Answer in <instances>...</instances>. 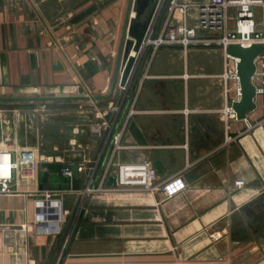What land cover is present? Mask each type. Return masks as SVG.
Here are the masks:
<instances>
[{"label":"crops","instance_id":"1","mask_svg":"<svg viewBox=\"0 0 264 264\" xmlns=\"http://www.w3.org/2000/svg\"><path fill=\"white\" fill-rule=\"evenodd\" d=\"M128 2L0 0V150L37 161L26 178L13 173L15 194L0 195V264H264V123L247 129L223 113L236 83L217 77L219 50L212 66L193 49L164 47L140 90H130L136 113L123 126L118 159L148 162L158 181L179 176L183 191L89 195L66 240L32 223L39 189L70 190L67 223L78 205L84 174L60 172L97 153L89 127L120 94ZM255 104L251 123L262 117Z\"/></svg>","mask_w":264,"mask_h":264},{"label":"built area","instance_id":"2","mask_svg":"<svg viewBox=\"0 0 264 264\" xmlns=\"http://www.w3.org/2000/svg\"><path fill=\"white\" fill-rule=\"evenodd\" d=\"M255 44L263 46V52L254 60L252 77L254 101L259 98L262 117L255 123L246 117L243 122L247 129L264 123V0H159L139 51L131 52L134 63L126 82L120 86L118 81L119 98L106 119L89 127L90 136L98 141L99 147L93 159L77 165V172L84 174L85 179L82 188L76 191L79 201L70 221L67 223L65 219L64 205V195L70 190L39 189L35 191L40 201L32 223L45 233L65 232L66 240L75 226L83 199L89 195L116 190L163 194L170 198L183 191L185 185L179 176L158 181L156 171L148 162H123L118 159L122 149L123 126L136 113V97L130 95L131 87L135 85L137 92L140 90L143 81L149 78L152 61L164 47L179 48L184 54L193 48L215 49L223 56V71L217 77L223 83H236L234 93L237 101L240 97L236 70L239 59L230 56L227 47L239 45L247 48ZM231 91L233 89L225 90L226 93ZM232 103L223 109V113L228 119L236 120ZM36 169L37 161L32 153L20 151L14 158L10 151L0 150V195L17 192L11 187L14 172L26 178ZM60 174L64 179H71V166L62 168ZM111 177L114 184L109 185ZM244 185L241 179L233 183L235 188Z\"/></svg>","mask_w":264,"mask_h":264},{"label":"water","instance_id":"3","mask_svg":"<svg viewBox=\"0 0 264 264\" xmlns=\"http://www.w3.org/2000/svg\"><path fill=\"white\" fill-rule=\"evenodd\" d=\"M158 2L159 0H129L128 2V8L133 13V16L127 17L125 21L123 41L120 49V56H122L121 74L119 76L120 86L124 85L130 74L134 63V57L131 56V52L137 53L139 51ZM227 52L230 56L239 59L236 70L240 97L231 106L235 112L236 120L243 121L255 109V87L252 83L255 71L254 60L263 52V46L255 44L243 48L239 45H230L227 47ZM116 78L112 91L115 87ZM72 173L73 176L77 175V165L72 167ZM108 184H114L113 177L109 179Z\"/></svg>","mask_w":264,"mask_h":264},{"label":"rangeland","instance_id":"4","mask_svg":"<svg viewBox=\"0 0 264 264\" xmlns=\"http://www.w3.org/2000/svg\"><path fill=\"white\" fill-rule=\"evenodd\" d=\"M113 1H115V0H96V5L99 7V8H105V7H108L110 4H111V2H113ZM230 23H231V19H230V21H229ZM192 51H197V53H200L198 56H196L197 57V59L199 58V60L200 61H202V62H206V63H208L209 65H212V66H214V65H216L217 64V61H219L220 60V57H219V55L218 54H216V52H215V49H205V48H193V50ZM159 55V52L157 53V55H156V57H155V59L157 58V56ZM195 56V55H194ZM194 56H192V55H190L189 56V59H192ZM154 59V60H155ZM195 60V59H194ZM213 70V72H216V73H212L213 75H217L218 73V71H214V70H216V69H212ZM119 98V97H118ZM26 105V106H25ZM45 105V103H43V102H35V104H30V106L31 107H37V108H39V107H41V106H44ZM51 105V104H50ZM21 107H27V104H21L20 105ZM49 107V108H52V109H59V108H61L60 106H58V105H53V106H49V104H46V107Z\"/></svg>","mask_w":264,"mask_h":264}]
</instances>
